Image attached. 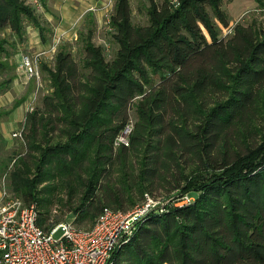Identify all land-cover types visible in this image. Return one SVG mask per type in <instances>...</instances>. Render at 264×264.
I'll return each mask as SVG.
<instances>
[{"label":"trees","instance_id":"trees-1","mask_svg":"<svg viewBox=\"0 0 264 264\" xmlns=\"http://www.w3.org/2000/svg\"><path fill=\"white\" fill-rule=\"evenodd\" d=\"M222 4L149 0V23L135 24L130 0H115L113 58L93 40L89 12L77 38L81 61L61 44L54 64H42L51 91L26 113L13 191L27 202L38 200L40 185L64 191L78 225H91L105 206L128 211L146 193L195 194L144 218L115 264H264V26L238 21L220 36L219 23L231 26ZM27 24L47 41L31 4L0 0V30L21 38ZM6 41L0 36L8 54ZM132 105L130 142L115 146ZM6 165L0 157V171ZM55 221L40 212L41 226Z\"/></svg>","mask_w":264,"mask_h":264},{"label":"built area","instance_id":"built-area-1","mask_svg":"<svg viewBox=\"0 0 264 264\" xmlns=\"http://www.w3.org/2000/svg\"><path fill=\"white\" fill-rule=\"evenodd\" d=\"M258 10L264 11V0ZM105 14L111 23L112 13ZM232 30L230 26L228 31ZM42 54L43 51L25 52L20 59V67L29 80L37 82V87L43 75ZM33 108L30 102L28 110ZM134 123L132 117L119 131L115 146L129 144ZM22 131L23 126L13 135L23 140ZM174 199L175 205H184L191 202L192 196L183 193ZM167 201L169 198L164 200L146 193L128 211L105 206L91 225L80 226L71 218L45 228L39 224L37 202H27L12 191L5 174L0 186V264H115V251L131 240L139 223L150 213L165 210Z\"/></svg>","mask_w":264,"mask_h":264},{"label":"rangeland","instance_id":"rangeland-1","mask_svg":"<svg viewBox=\"0 0 264 264\" xmlns=\"http://www.w3.org/2000/svg\"><path fill=\"white\" fill-rule=\"evenodd\" d=\"M29 4H31L36 13L39 15L40 19L44 22L47 23V29L45 30L46 37L47 39H54L55 30L56 27H60L59 29H69V26L74 29H85V18L86 14L88 13L86 10L83 15H78L77 13H69L68 17H61L58 15H53L52 20L48 19L49 11L47 10V6L45 3H43L41 0H26ZM107 2L105 5L102 6L103 10V23L102 25L96 26L95 24V30H94V37H95V42L97 44H101L104 47L105 55L107 59H111L116 55V51L118 50L119 44L118 42L114 39L113 37V30H112V25L110 22L107 20V16L105 14L106 11H109L113 13L114 9L109 10L108 7L111 9L110 5L114 4V0H112L111 4ZM149 0H130L131 2V8H132V19L135 24H148L149 23V16L147 13V5H148ZM158 2H163L164 0H156ZM47 4L49 3V0L46 1ZM49 5V4H48ZM210 15L215 18L214 12L211 7L208 8ZM238 21L244 22V23H254L264 26V11L262 10H252L249 13H247V16H245L244 19H240ZM236 21V22H238ZM232 23L231 26H234L236 23ZM220 27V36H228L232 33V31H228L229 27H225L222 24L219 23ZM38 29L32 25L28 24L26 26V31L22 35L21 38H19L18 35L13 34L11 29L9 27L3 28L0 30V36L4 37L7 39L5 43L6 51L8 52L5 53L4 51L0 52V60L2 61H9V66L6 68H2L0 66V82L3 81V79L7 78L10 75H22L24 79L29 81V91L33 90L32 96H30L31 103H33L34 107H39L43 103V97L46 93L51 91V87L49 85V81L47 78H45V73L43 71L42 79H41V84L39 87H37V82L33 79H28L26 74L24 73L23 69L19 70L20 66V59L22 53L28 52L29 49L27 45L29 43H35V41L38 40V34L36 33ZM206 31V29H205ZM40 35V34H39ZM62 34L58 35L56 38V41H59V45L64 44L66 45L74 54L75 58L79 61H81V58L83 56V52L80 48V43L76 42V39L70 40L67 38H64L61 36ZM62 37V40H61ZM209 37V36H208ZM210 38V37H209ZM16 43V45H14ZM53 50V49H52ZM57 50V47L55 51ZM32 53V52H31ZM34 53V52H33ZM53 56H48L45 57V59L42 61L43 63H48L50 65H53L55 62V56L56 52H53ZM20 54V55H19ZM20 58V59H19ZM20 71V72H19ZM47 79V81H45ZM13 82L8 83L5 87H7L4 90L9 89L8 91V96L12 98L9 100L8 98L3 97V101L8 99V104H12L15 102L16 99H18L20 96H22L25 92V88H22V86H16V88H13ZM129 115L133 117L134 119L136 118V111L135 108L132 107L128 111ZM15 129L14 131H16ZM13 131V132H14ZM25 144L22 141V139L18 136H12V140L9 144V146L1 145L0 146V157H3L6 159L7 165L6 167L3 168V171H0V186H1V180L3 176L6 174V180L9 184V187L11 188V183H10V173L14 165V158H19L22 156L25 152ZM48 185V184H45ZM43 185H40L38 187V200L37 205L38 209L41 212V215L47 218V223H50L51 221H55L58 223L59 221H64L67 219H71L75 217L74 212L70 209L69 205L67 204V196L65 192L61 191H54L53 192H47L45 190L40 191L39 189L43 188ZM12 190V188H11ZM13 191V190H12ZM15 192V191H14ZM18 194L17 192H15ZM19 195V194H18ZM192 196L195 195L194 193L191 194ZM171 197V198H169ZM169 201H167L166 205L171 206L175 205V199L170 195ZM166 200L167 198H163ZM80 225H89L90 222L82 221L78 222ZM61 231L58 233V235H61Z\"/></svg>","mask_w":264,"mask_h":264},{"label":"crops","instance_id":"crops-1","mask_svg":"<svg viewBox=\"0 0 264 264\" xmlns=\"http://www.w3.org/2000/svg\"><path fill=\"white\" fill-rule=\"evenodd\" d=\"M47 1V0H46ZM109 0H49V5L46 2V8L49 11L48 19L52 20L53 15H58L61 17H68L69 13H77L78 15H83V13L88 10L86 14L85 21L87 19V16L89 12H91L94 16V30H95V24L96 26H99L104 24L103 23V10L102 6L105 5ZM115 4V0H114ZM114 4L110 5L111 10L114 9ZM260 3L258 0H223L222 8L224 11L227 13L228 18L232 23L244 19L245 16H247V13H249L252 10H258L260 7ZM86 23V22H85ZM28 25V24H27ZM60 27H56L55 30V37L54 39H47V41H43L41 39V36L39 35V30L36 31L38 34V40L35 41V43H29L27 45L29 51L28 52H38V51H43L42 54V61L45 59V57L48 56H53V52H57V50H52V46L54 45L56 38L58 35L62 34L61 36L70 40L78 38L79 30L80 29H74L69 26V29H59ZM82 29V28H81ZM61 37V40H62ZM93 40L95 41V37L93 34ZM77 42V41H76ZM57 46V49L59 47ZM56 54V53H55ZM20 55V54H19ZM20 59V58H19ZM50 65V64H49ZM19 70H22L20 66ZM20 72V71H19ZM43 73V69H42ZM47 81V79H45ZM13 88H16V86H22V88H25V92L22 96H20L18 99H22L19 104L14 105L8 104V99L3 101V97L8 98V91L7 90H2L0 92V135L6 139L7 143L6 145L9 146L12 136L13 131L15 129H20L23 126L26 113L28 111V104L30 103L31 99L30 96L33 94V90L29 91V81L24 79L22 75H16L14 79L12 80ZM12 98L9 97V100ZM17 100V99H16ZM15 100V101H16Z\"/></svg>","mask_w":264,"mask_h":264}]
</instances>
